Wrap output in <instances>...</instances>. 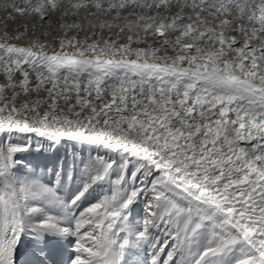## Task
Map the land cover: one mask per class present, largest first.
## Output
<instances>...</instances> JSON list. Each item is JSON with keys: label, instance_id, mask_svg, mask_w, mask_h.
I'll return each mask as SVG.
<instances>
[{"label": "snow or ice", "instance_id": "1", "mask_svg": "<svg viewBox=\"0 0 264 264\" xmlns=\"http://www.w3.org/2000/svg\"><path fill=\"white\" fill-rule=\"evenodd\" d=\"M0 264H264V0H0Z\"/></svg>", "mask_w": 264, "mask_h": 264}, {"label": "rangeland", "instance_id": "2", "mask_svg": "<svg viewBox=\"0 0 264 264\" xmlns=\"http://www.w3.org/2000/svg\"><path fill=\"white\" fill-rule=\"evenodd\" d=\"M29 139L31 140V142H32L34 145H36V144H41V145H45V147H46V142H41V141H38V140H35V139H31V138H29ZM65 147H66L69 151H71V147H72L71 142H68V143L65 145ZM77 147H79V146H77ZM141 207H142V205L138 206L137 209H136V213H134V215H136V218H139L140 215H142V213H140V208H141Z\"/></svg>", "mask_w": 264, "mask_h": 264}, {"label": "bare ground", "instance_id": "3", "mask_svg": "<svg viewBox=\"0 0 264 264\" xmlns=\"http://www.w3.org/2000/svg\"><path fill=\"white\" fill-rule=\"evenodd\" d=\"M22 43H26V41H23ZM28 138L35 139L41 142H46L43 138L37 137L34 134H29Z\"/></svg>", "mask_w": 264, "mask_h": 264}]
</instances>
